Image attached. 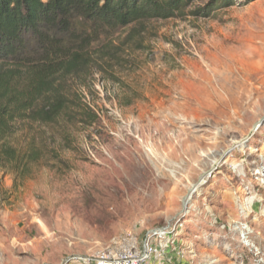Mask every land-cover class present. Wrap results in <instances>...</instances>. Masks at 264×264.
<instances>
[{
	"label": "rangeland",
	"instance_id": "rangeland-1",
	"mask_svg": "<svg viewBox=\"0 0 264 264\" xmlns=\"http://www.w3.org/2000/svg\"><path fill=\"white\" fill-rule=\"evenodd\" d=\"M94 46L89 116L16 125L41 160L25 176L0 165V264H62L165 226L153 264H264V0H190ZM216 64L250 72L237 106L209 94Z\"/></svg>",
	"mask_w": 264,
	"mask_h": 264
},
{
	"label": "trees",
	"instance_id": "trees-1",
	"mask_svg": "<svg viewBox=\"0 0 264 264\" xmlns=\"http://www.w3.org/2000/svg\"><path fill=\"white\" fill-rule=\"evenodd\" d=\"M190 0H0V165L27 175L34 144L11 141L19 122L50 125L78 112L99 65L95 44L132 24L170 19ZM218 5L217 3L213 4Z\"/></svg>",
	"mask_w": 264,
	"mask_h": 264
},
{
	"label": "built area",
	"instance_id": "built-area-1",
	"mask_svg": "<svg viewBox=\"0 0 264 264\" xmlns=\"http://www.w3.org/2000/svg\"><path fill=\"white\" fill-rule=\"evenodd\" d=\"M172 226L147 231L142 239L133 234L116 236L106 248L90 256L72 255L62 264H153L165 245L173 239Z\"/></svg>",
	"mask_w": 264,
	"mask_h": 264
},
{
	"label": "bare ground",
	"instance_id": "bare-ground-1",
	"mask_svg": "<svg viewBox=\"0 0 264 264\" xmlns=\"http://www.w3.org/2000/svg\"><path fill=\"white\" fill-rule=\"evenodd\" d=\"M253 58V57H252ZM235 60V58H234ZM237 60V59H236ZM217 62V61H216ZM235 62V61H234ZM225 63V62H224ZM243 63V62H242ZM228 64V63H227ZM232 64V63H231ZM230 64V65H231ZM264 64V63H263ZM223 65V64H222ZM228 67V69L223 68L225 66H223L222 68H218L217 64L216 66L212 68V65H210V67L206 70L207 72V85L206 88L209 90V94L211 95V97L214 99V101H216L218 106L221 105H229L230 107L232 105H235L232 102V97L233 94L235 95H239L238 97L241 98V92H243V88L248 87V79L247 77H245L248 74H244L241 72L240 68L234 70L233 66ZM228 66V65H227ZM263 66V65H262ZM208 67V66H207ZM252 67V65H251ZM244 68V67H243ZM242 68V69H243ZM254 68V67H253ZM220 69H222V72L220 71ZM245 69V68H244ZM249 70V69H248ZM259 70H262V68H259ZM258 70V71H259ZM250 71V70H249ZM257 71V70H256ZM252 74V73H251ZM258 74V73H257ZM261 74V73H260ZM250 75V74H249ZM259 75V74H258ZM255 76V75H254ZM204 81V80H203ZM250 83V82H249ZM251 84V83H250ZM202 85V84H201ZM252 86V85H251ZM205 87V86H204ZM206 89V90H207ZM196 90V89H195ZM250 90V89H249ZM254 90V89H253ZM250 92V91H249ZM199 93V92H198ZM246 93V91H245ZM244 94V93H243ZM242 94V96H243ZM201 95V94H199ZM208 96V95H207ZM245 96V95H244ZM239 98L237 99V101L239 100ZM244 99V98H243ZM241 101V100H240ZM239 101V102H240ZM211 103V102H210ZM212 104V103H211ZM251 104V103H249ZM216 106V105H215ZM237 106V104L235 105ZM234 107V106H233ZM232 107V108H233ZM239 107V105H238ZM225 108V107H224ZM243 108V107H242ZM246 109V107H245ZM167 130L163 129L161 130V135L163 136L165 143H168L171 140H168L167 135L168 133H166ZM160 133V132H158ZM162 138V137H161ZM136 145V144H135ZM138 148V147H137ZM131 149V147H130ZM137 154V153H136ZM139 162V161H138ZM143 164V163H142ZM140 165V163H139Z\"/></svg>",
	"mask_w": 264,
	"mask_h": 264
}]
</instances>
